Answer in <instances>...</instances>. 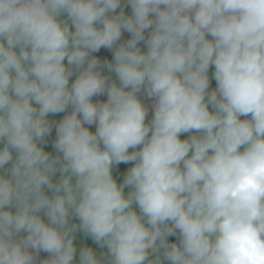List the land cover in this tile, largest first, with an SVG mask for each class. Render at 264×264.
<instances>
[{
    "label": "clouds",
    "instance_id": "9594fccd",
    "mask_svg": "<svg viewBox=\"0 0 264 264\" xmlns=\"http://www.w3.org/2000/svg\"><path fill=\"white\" fill-rule=\"evenodd\" d=\"M0 144V264H264V0H0Z\"/></svg>",
    "mask_w": 264,
    "mask_h": 264
},
{
    "label": "crops",
    "instance_id": "0c3cea01",
    "mask_svg": "<svg viewBox=\"0 0 264 264\" xmlns=\"http://www.w3.org/2000/svg\"><path fill=\"white\" fill-rule=\"evenodd\" d=\"M123 8H124L125 15H131V7H130V6H128V5H123ZM119 11H120V9H117V12H119ZM147 35H148V32L146 31V32H145V36L147 37ZM130 38H131V35H130L129 33H127V32H123V34H122V36H121V41H122V42H125L126 40H128V39H130ZM207 38H208V39H212L211 36H208ZM138 46L141 47L142 50H146L143 42H141ZM100 50H101V52L98 53L97 55H96L97 52H96V53H93L92 55L95 56L96 58L100 59L101 61H102V56H103V54H105V55H109V54L111 53V51L108 50V49L101 48ZM65 63H67V62L65 61ZM101 71H102V74H103V75L111 76V78H112L113 80L116 79V77H114L115 74H114V73H109V72L107 71L106 68L102 69ZM213 72H214V67H210V68H209V80H210V87H209V90H210V91H211V90H214L215 87H216V82H215V80H214V78H213V76H212V73H213ZM74 79H75V77H74ZM70 80H71V79H70ZM117 83H118V81H117ZM140 98H141L142 102H143V103L149 108L148 116L146 117V123H147L149 120H151L152 115H153V113H152V109H151V105H152V102H153V101H152L151 99H149V98H148L145 94H143V93L140 94ZM92 99H93V102H97V101L104 102V101H106L107 97L104 96V95H100V96H94ZM70 112H71V108H69V109L67 110V112H65V113L49 114L48 119H49L50 121H57V122H58L59 120H61V119L64 117V115H66V114H68V113H70ZM246 118H250V117H241V119H246ZM85 127H88L89 130L92 131V132L95 131V125H91V126H89V125H85ZM184 134H185L187 137H189V135H190V133H184ZM192 134H193V133H192ZM181 136H182V134H181ZM48 137H50L49 142H47L46 144L42 145V147L44 148V150H45L46 152H49V153H51L52 155H56L55 149H54V147H53V142H54V140H55V138H56V135H55V127H53L52 133H51ZM180 138H181V137H180ZM2 146H3V145L0 144V147H2ZM121 165H122V166H121ZM10 166H11L10 164L5 165L6 170H7L8 168H10ZM130 167H132V164H131V163H128V164L121 163V164H119V165H115V166L113 167V170H112V172L115 173L113 176H115V175H119V174H124V175H125L126 172H127V170H128ZM5 175L7 176V172H6ZM58 176H59V173H57V176L54 177V180L57 179ZM6 210H8V209H6ZM12 211H14V209H12ZM45 256H46V255H45ZM47 257H48V256H47ZM41 260H44V258H42V257L39 255V257H38V261H37V264H39V261H41Z\"/></svg>",
    "mask_w": 264,
    "mask_h": 264
},
{
    "label": "rangeland",
    "instance_id": "374dc122",
    "mask_svg": "<svg viewBox=\"0 0 264 264\" xmlns=\"http://www.w3.org/2000/svg\"><path fill=\"white\" fill-rule=\"evenodd\" d=\"M118 43H123L121 40L118 42ZM101 52V50L99 51V52H97L96 53V55L98 54V53H100ZM105 59H107L109 62H111V60H112V52L109 54V55H105V54H103V56H102V61L103 60H105ZM114 77H115V75H114ZM72 80H74V77H72L71 78V80H70V83L72 82ZM192 133H190V135H191ZM185 135V134H184ZM186 136V135H185ZM188 137L186 136V139H187ZM49 139H50V137H46V141L47 142H49ZM0 174H6V168L4 169V170H0ZM123 180H120V182L119 183H121ZM126 191H127V189H126ZM47 194L48 195H51V192H47ZM74 222H76V221H74ZM77 235V246H78V251H77V259H78V253H79V248L80 247H91L92 249H93V251L97 254V256L99 257V256H101V254H103V253H106L107 252V249L105 248V249H101L98 245H96L92 240H91V238L90 237H85L84 235H83V233H77L76 234ZM168 242L169 243H176L177 245H179V239H178V234L176 235V236H169L168 237ZM162 251V250H161ZM40 253H43L44 255H46V256H48L49 257V254L48 253H45V252H43V251H41ZM151 258H154V256L153 257H150V259ZM161 260H162V264H168V262L167 261H164L163 260V256L161 255Z\"/></svg>",
    "mask_w": 264,
    "mask_h": 264
},
{
    "label": "trees",
    "instance_id": "16d2710c",
    "mask_svg": "<svg viewBox=\"0 0 264 264\" xmlns=\"http://www.w3.org/2000/svg\"><path fill=\"white\" fill-rule=\"evenodd\" d=\"M181 139H182V140H183V139H186V136H185L184 134H182ZM130 151H132V149H130ZM121 166H122V165H121ZM114 174H115V173H113V175H114ZM113 178L117 181V183H119L120 180H123V179H124V174L115 175V176H113ZM125 191H126V189H125ZM127 191H128V189H127Z\"/></svg>",
    "mask_w": 264,
    "mask_h": 264
},
{
    "label": "water",
    "instance_id": "95a60500",
    "mask_svg": "<svg viewBox=\"0 0 264 264\" xmlns=\"http://www.w3.org/2000/svg\"><path fill=\"white\" fill-rule=\"evenodd\" d=\"M39 255H40L42 258H44V259L49 258V257L45 256L43 253H39Z\"/></svg>",
    "mask_w": 264,
    "mask_h": 264
}]
</instances>
